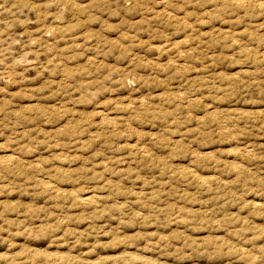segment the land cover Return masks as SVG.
Returning a JSON list of instances; mask_svg holds the SVG:
<instances>
[{"label": "rangeland", "instance_id": "obj_1", "mask_svg": "<svg viewBox=\"0 0 264 264\" xmlns=\"http://www.w3.org/2000/svg\"><path fill=\"white\" fill-rule=\"evenodd\" d=\"M0 264H264V0H0Z\"/></svg>", "mask_w": 264, "mask_h": 264}]
</instances>
